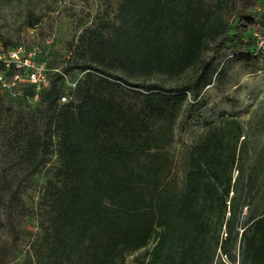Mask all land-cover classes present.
Wrapping results in <instances>:
<instances>
[{
  "label": "trees",
  "instance_id": "1",
  "mask_svg": "<svg viewBox=\"0 0 264 264\" xmlns=\"http://www.w3.org/2000/svg\"><path fill=\"white\" fill-rule=\"evenodd\" d=\"M229 3L119 0L113 20L79 34L89 58L57 66L63 73L84 71L75 102L58 104L65 86L57 71H50L34 105L26 100L33 94L28 83L15 95L0 90L12 104L28 173L51 153L58 160L41 196L46 216L31 248L37 262L122 264L127 253L142 250L143 264H211L209 244L214 238L217 245L222 225L227 237L220 247L227 252L240 199L250 190L240 122L205 123L180 183L167 146L176 117L183 122L204 106L201 93L222 66L231 59L264 65L251 30L255 25L264 35V0L242 4H260L252 17L230 11ZM48 65L56 66L52 59ZM193 66L194 75L178 84L156 78L177 77ZM14 198L12 192L1 198L7 220ZM240 241L241 264H264V211L246 215Z\"/></svg>",
  "mask_w": 264,
  "mask_h": 264
},
{
  "label": "rangeland",
  "instance_id": "2",
  "mask_svg": "<svg viewBox=\"0 0 264 264\" xmlns=\"http://www.w3.org/2000/svg\"><path fill=\"white\" fill-rule=\"evenodd\" d=\"M118 1L0 0V42L8 38L20 39L27 44H48L56 66L71 60H86L90 53L78 43L79 34L86 27H101L105 21L113 20ZM204 1L214 7L219 0ZM244 2L238 4V0H230L228 7L230 11L251 17L262 11L259 10L260 4L245 8L246 3L242 6ZM256 27L254 25L252 29ZM111 70L119 74L118 70ZM196 70L193 66L177 77L156 78L166 85H174L190 79ZM82 72L74 68L69 75L80 78ZM201 100L204 106L190 119L182 122L179 115L176 117L173 137L167 146L172 170L177 181L182 182L188 151L204 133L207 121L234 118L240 122L239 142L245 143L242 166L250 175V190L240 199L232 238L226 239L227 252L220 247L221 239L227 237L224 225L217 245H214L213 238L209 248L211 264H241L243 246L240 235L246 215L264 211V65L231 59L219 73L214 74L213 82L202 91ZM14 126L12 104L0 93V264H52L44 258L37 262L31 256V248L38 243L40 225L46 216L41 196L47 181L54 176L58 160L51 153L36 172L28 173V162L21 161L19 157ZM237 173L233 169V178ZM11 192L15 198L12 216L7 220L2 211L1 198ZM230 254L234 260L229 259ZM146 259L140 250L127 253L122 264H143Z\"/></svg>",
  "mask_w": 264,
  "mask_h": 264
},
{
  "label": "built area",
  "instance_id": "3",
  "mask_svg": "<svg viewBox=\"0 0 264 264\" xmlns=\"http://www.w3.org/2000/svg\"><path fill=\"white\" fill-rule=\"evenodd\" d=\"M252 34L254 50L264 52V35L258 29H252ZM50 52L48 44L21 42L5 45L0 42V90L15 95L16 87L28 83L33 88V94L27 96L26 100L30 105H34L40 99L41 90L49 85L50 71H57L62 74L65 86V90L57 101L58 104L75 102L74 88L79 77L63 73L57 66L50 68L48 65L51 60Z\"/></svg>",
  "mask_w": 264,
  "mask_h": 264
}]
</instances>
